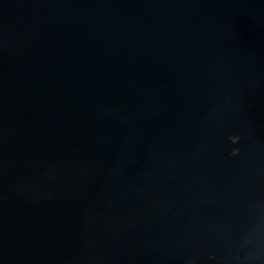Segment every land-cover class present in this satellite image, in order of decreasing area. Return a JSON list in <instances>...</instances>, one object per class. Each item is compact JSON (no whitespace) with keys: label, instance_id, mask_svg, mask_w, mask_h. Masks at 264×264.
<instances>
[{"label":"water","instance_id":"1","mask_svg":"<svg viewBox=\"0 0 264 264\" xmlns=\"http://www.w3.org/2000/svg\"><path fill=\"white\" fill-rule=\"evenodd\" d=\"M0 264H264V0H0Z\"/></svg>","mask_w":264,"mask_h":264}]
</instances>
